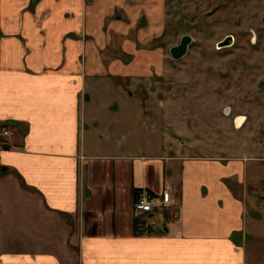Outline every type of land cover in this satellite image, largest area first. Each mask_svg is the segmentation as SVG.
I'll return each mask as SVG.
<instances>
[{
    "label": "crops",
    "instance_id": "1",
    "mask_svg": "<svg viewBox=\"0 0 264 264\" xmlns=\"http://www.w3.org/2000/svg\"><path fill=\"white\" fill-rule=\"evenodd\" d=\"M165 26V0H0V264H264V155L170 131Z\"/></svg>",
    "mask_w": 264,
    "mask_h": 264
},
{
    "label": "rangeland",
    "instance_id": "2",
    "mask_svg": "<svg viewBox=\"0 0 264 264\" xmlns=\"http://www.w3.org/2000/svg\"><path fill=\"white\" fill-rule=\"evenodd\" d=\"M165 12L162 88L170 131L201 146L197 152L264 155L256 147L264 144V0H165ZM185 34L193 41L175 59L170 47ZM229 34L234 44L218 48ZM238 115L246 118L242 127Z\"/></svg>",
    "mask_w": 264,
    "mask_h": 264
},
{
    "label": "water",
    "instance_id": "3",
    "mask_svg": "<svg viewBox=\"0 0 264 264\" xmlns=\"http://www.w3.org/2000/svg\"><path fill=\"white\" fill-rule=\"evenodd\" d=\"M193 41V38L189 34L182 36L180 42L170 47V54L175 59H180L184 57L189 50L190 43ZM235 38L234 35L229 34L224 39L217 43L218 48H223L231 46L234 44Z\"/></svg>",
    "mask_w": 264,
    "mask_h": 264
},
{
    "label": "built area",
    "instance_id": "4",
    "mask_svg": "<svg viewBox=\"0 0 264 264\" xmlns=\"http://www.w3.org/2000/svg\"><path fill=\"white\" fill-rule=\"evenodd\" d=\"M2 133L7 135L9 130L2 129ZM162 204V200H160L157 196H154L148 192H141L136 199L135 209L137 214L143 215L161 207Z\"/></svg>",
    "mask_w": 264,
    "mask_h": 264
},
{
    "label": "flooded vegetation",
    "instance_id": "5",
    "mask_svg": "<svg viewBox=\"0 0 264 264\" xmlns=\"http://www.w3.org/2000/svg\"><path fill=\"white\" fill-rule=\"evenodd\" d=\"M246 120V118L244 117V115H238L237 116V121H236V123L240 126V127H242L243 126V124H244V121Z\"/></svg>",
    "mask_w": 264,
    "mask_h": 264
}]
</instances>
